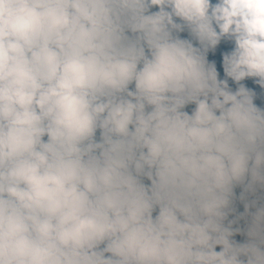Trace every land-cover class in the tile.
I'll return each instance as SVG.
<instances>
[{"label": "clouds", "instance_id": "clouds-1", "mask_svg": "<svg viewBox=\"0 0 264 264\" xmlns=\"http://www.w3.org/2000/svg\"><path fill=\"white\" fill-rule=\"evenodd\" d=\"M0 264H264V0H0Z\"/></svg>", "mask_w": 264, "mask_h": 264}, {"label": "trees", "instance_id": "trees-1", "mask_svg": "<svg viewBox=\"0 0 264 264\" xmlns=\"http://www.w3.org/2000/svg\"><path fill=\"white\" fill-rule=\"evenodd\" d=\"M249 83H250V81H249ZM240 191H241V189L238 187L236 189L237 196H239ZM236 206H237L238 211H243V204L241 202L237 201Z\"/></svg>", "mask_w": 264, "mask_h": 264}, {"label": "rangeland", "instance_id": "rangeland-1", "mask_svg": "<svg viewBox=\"0 0 264 264\" xmlns=\"http://www.w3.org/2000/svg\"><path fill=\"white\" fill-rule=\"evenodd\" d=\"M145 182L147 183V181H145ZM236 239H237V240H242V239H243V237H242V236H240V235H237V236H236Z\"/></svg>", "mask_w": 264, "mask_h": 264}]
</instances>
